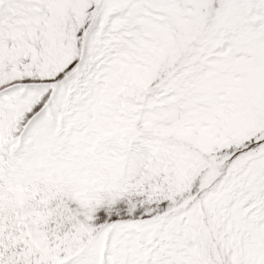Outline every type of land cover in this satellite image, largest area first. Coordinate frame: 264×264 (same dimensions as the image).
Returning <instances> with one entry per match:
<instances>
[{
    "label": "snow or ice",
    "instance_id": "1",
    "mask_svg": "<svg viewBox=\"0 0 264 264\" xmlns=\"http://www.w3.org/2000/svg\"><path fill=\"white\" fill-rule=\"evenodd\" d=\"M0 264H264V0H0Z\"/></svg>",
    "mask_w": 264,
    "mask_h": 264
}]
</instances>
